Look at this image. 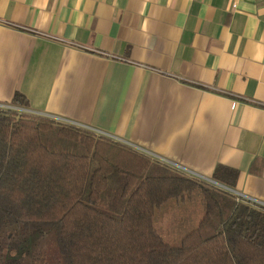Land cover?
Wrapping results in <instances>:
<instances>
[{
  "label": "crops",
  "instance_id": "crops-1",
  "mask_svg": "<svg viewBox=\"0 0 264 264\" xmlns=\"http://www.w3.org/2000/svg\"><path fill=\"white\" fill-rule=\"evenodd\" d=\"M17 92L264 202V0H0V102Z\"/></svg>",
  "mask_w": 264,
  "mask_h": 264
},
{
  "label": "trees",
  "instance_id": "trees-1",
  "mask_svg": "<svg viewBox=\"0 0 264 264\" xmlns=\"http://www.w3.org/2000/svg\"><path fill=\"white\" fill-rule=\"evenodd\" d=\"M10 104L28 108L20 92ZM237 175L218 165L210 178L234 189ZM190 206L201 215L168 241L159 215ZM15 256L21 264H264V207L84 127L0 109V264Z\"/></svg>",
  "mask_w": 264,
  "mask_h": 264
},
{
  "label": "rangeland",
  "instance_id": "rangeland-1",
  "mask_svg": "<svg viewBox=\"0 0 264 264\" xmlns=\"http://www.w3.org/2000/svg\"><path fill=\"white\" fill-rule=\"evenodd\" d=\"M16 110V109H15ZM22 112V110H21ZM175 166V165H173ZM179 170L189 173L191 176H195L205 180L204 178L196 175L195 172L190 174L189 171H186L180 168L178 165L175 166ZM187 173V174H188ZM203 176V175H202ZM206 177V176H203ZM176 211V212H174ZM202 210L197 206H190L189 211H180V210H167L166 212L163 211L161 215L158 217V225L159 228L164 235V237L171 242H178L180 240V234L183 233V230L186 229L188 226L192 225L197 218L201 215ZM21 255V254H20ZM15 260L13 264H21V257L15 256Z\"/></svg>",
  "mask_w": 264,
  "mask_h": 264
},
{
  "label": "built area",
  "instance_id": "built-area-1",
  "mask_svg": "<svg viewBox=\"0 0 264 264\" xmlns=\"http://www.w3.org/2000/svg\"><path fill=\"white\" fill-rule=\"evenodd\" d=\"M0 109H3V110H5V109H16V110H18V111H20V112H21V110H22V112H30V111L27 110L28 108L17 107V106H13V105H11L10 103L7 104V103H1V102H0ZM51 118L54 119V120H56V119L53 118V117H51ZM61 122L69 123V122H65V121H61ZM69 124H72V123H69ZM77 126H78V125H77ZM100 135H101V134H100ZM103 136H106V135H103ZM107 137H108V136H107ZM189 172H190V174L193 173V172H191V171H189ZM187 173H188V172H187ZM188 174H189V173H188ZM196 175H198V176L204 178L207 182H209V183H211V184H213V185H216V186H218V187H220V188H222V189H225V190H227V191H230L231 193H233V194L236 196L237 200H246V201H249V202H251V203H254L255 205H258V206H262V207H264V202H262V201H259V200H257V199H254V198H252V197L243 196V195L239 194L238 192H236L235 189H233V188H231V187H228V186H226V185H224V184H221V183H219V182H217V181H215V180H213V179H211V178L203 177L202 175H199V174H197V173H196Z\"/></svg>",
  "mask_w": 264,
  "mask_h": 264
}]
</instances>
